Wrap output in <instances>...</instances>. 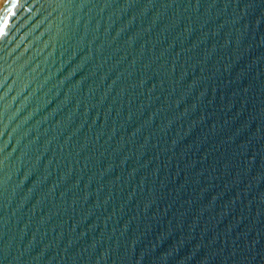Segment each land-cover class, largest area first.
<instances>
[{"label":"water","instance_id":"1","mask_svg":"<svg viewBox=\"0 0 264 264\" xmlns=\"http://www.w3.org/2000/svg\"><path fill=\"white\" fill-rule=\"evenodd\" d=\"M4 16L0 264H264V0Z\"/></svg>","mask_w":264,"mask_h":264},{"label":"snow or ice","instance_id":"2","mask_svg":"<svg viewBox=\"0 0 264 264\" xmlns=\"http://www.w3.org/2000/svg\"><path fill=\"white\" fill-rule=\"evenodd\" d=\"M16 0H13V4H15ZM9 14H11V9L8 10ZM8 25V16L3 17V23L0 24V34H3L4 28Z\"/></svg>","mask_w":264,"mask_h":264},{"label":"bare ground","instance_id":"3","mask_svg":"<svg viewBox=\"0 0 264 264\" xmlns=\"http://www.w3.org/2000/svg\"><path fill=\"white\" fill-rule=\"evenodd\" d=\"M3 0H0V5L2 4Z\"/></svg>","mask_w":264,"mask_h":264}]
</instances>
